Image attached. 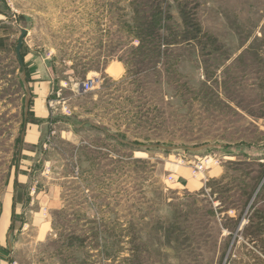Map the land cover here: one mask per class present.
<instances>
[{
    "label": "rangeland",
    "instance_id": "1",
    "mask_svg": "<svg viewBox=\"0 0 264 264\" xmlns=\"http://www.w3.org/2000/svg\"><path fill=\"white\" fill-rule=\"evenodd\" d=\"M0 38V264H264V0H0Z\"/></svg>",
    "mask_w": 264,
    "mask_h": 264
},
{
    "label": "crops",
    "instance_id": "2",
    "mask_svg": "<svg viewBox=\"0 0 264 264\" xmlns=\"http://www.w3.org/2000/svg\"><path fill=\"white\" fill-rule=\"evenodd\" d=\"M39 84V83H38ZM50 84L49 83H41L39 84V87L37 85V88L33 90L30 94H33L32 98L34 100V109L32 110L34 112V115L36 118L41 120H46L48 117V109H47V98L50 96ZM38 127L34 125H30L26 135L24 133V136H22L23 141H35L36 139H39L37 136ZM26 136V137H25ZM17 188V187H16ZM16 194L12 197V206L11 208L14 210V212L17 210H20L22 208V204L18 203V196L19 192L18 189H16ZM17 213H14V215Z\"/></svg>",
    "mask_w": 264,
    "mask_h": 264
},
{
    "label": "water",
    "instance_id": "3",
    "mask_svg": "<svg viewBox=\"0 0 264 264\" xmlns=\"http://www.w3.org/2000/svg\"><path fill=\"white\" fill-rule=\"evenodd\" d=\"M27 35V30H23L22 31V35L19 39V45H18V48H17V54H18V57H19V61L20 63L22 64V70L20 72V76L22 78V80L25 82V84H27L26 82V69H25V66L23 64V60L21 58V55H20V52H21V48H22V45H23V40L25 39ZM27 98H26V116L28 114V110H29V104H30V100H31V94H30V91L28 90L27 91ZM23 136H24V133H23Z\"/></svg>",
    "mask_w": 264,
    "mask_h": 264
},
{
    "label": "trees",
    "instance_id": "4",
    "mask_svg": "<svg viewBox=\"0 0 264 264\" xmlns=\"http://www.w3.org/2000/svg\"><path fill=\"white\" fill-rule=\"evenodd\" d=\"M152 20L155 21V18L153 17ZM146 25L148 26H145V27H142V29L145 31V32H151L154 28V26L152 25V22H149V23H146ZM148 40H150L151 42H157L159 43V46H161V43L162 41L161 40V37L158 38L157 37H151V35H148ZM8 40H6L5 38H0V50L2 51L3 49H5V46H6V43H7ZM30 118V114L28 116L25 115L24 113V124H26L27 120ZM23 142V141H22Z\"/></svg>",
    "mask_w": 264,
    "mask_h": 264
},
{
    "label": "built area",
    "instance_id": "5",
    "mask_svg": "<svg viewBox=\"0 0 264 264\" xmlns=\"http://www.w3.org/2000/svg\"><path fill=\"white\" fill-rule=\"evenodd\" d=\"M92 80H88L86 83L83 84L82 89L86 91H90L92 89Z\"/></svg>",
    "mask_w": 264,
    "mask_h": 264
}]
</instances>
